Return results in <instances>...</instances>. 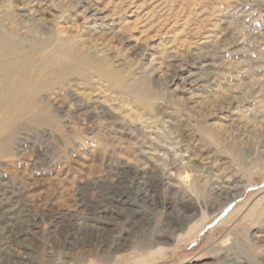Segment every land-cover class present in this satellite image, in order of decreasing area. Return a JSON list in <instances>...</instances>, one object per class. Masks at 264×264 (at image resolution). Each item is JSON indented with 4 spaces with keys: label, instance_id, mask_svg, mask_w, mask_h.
Returning <instances> with one entry per match:
<instances>
[{
    "label": "rangeland",
    "instance_id": "1",
    "mask_svg": "<svg viewBox=\"0 0 264 264\" xmlns=\"http://www.w3.org/2000/svg\"><path fill=\"white\" fill-rule=\"evenodd\" d=\"M0 20L1 258L264 264V0H0ZM45 42L55 63L28 54Z\"/></svg>",
    "mask_w": 264,
    "mask_h": 264
},
{
    "label": "bare ground",
    "instance_id": "2",
    "mask_svg": "<svg viewBox=\"0 0 264 264\" xmlns=\"http://www.w3.org/2000/svg\"><path fill=\"white\" fill-rule=\"evenodd\" d=\"M87 10V9H86ZM17 16H18V14H16ZM1 21V20H0ZM6 21V20H5ZM4 22V21H3ZM2 24H4V23H2ZM4 25H7V23L6 24H4ZM1 26V25H0ZM3 26V25H2ZM9 26V25H8ZM10 28V27H9ZM44 29V31L46 30V29H48V28H43ZM47 31V30H46ZM10 32V31H9ZM6 33H8V30L6 29V30H2V29H0V39H3V37H6V40H4V44L6 43V45H8V44H12V43H17L18 41H19V36L17 37V35H15V37L13 36V35H11V36H13L14 38H12V37H10L9 35H10V33H8V34H6ZM21 38V37H20ZM46 41V40H45ZM52 41V40H51ZM49 42V41H48ZM50 44L51 43H47V42H45V43H43V44H40V43H38V44H34V45H32V46H30L31 47V49H30V47L28 46V47H25V48H23V52L24 51H28V49H26V48H29L31 51L28 53V54H31V55H43V57H46L45 59H47V61L49 60V61H54L55 59H56V57L58 58V55H59V51L55 48L54 50H52L51 48L52 47H50ZM71 49V48H70ZM69 49V50H70ZM64 54V53H63ZM76 55V54H75ZM63 56V55H62ZM88 55L87 54H85V55H81V56H77V57H70V55L69 56H66V57H64L65 59H66V62L65 63H69V64H71V65H73V64H75V62H78L79 64L80 63H87L88 61H89V59H90V57H87ZM42 57V58H43ZM60 59V58H59ZM63 59V58H62ZM67 60H69V61H67ZM71 60V61H70ZM49 61H48V64H52V63H55V61L54 62H50L49 63ZM30 62V61H29ZM37 62H34V61H32V62H30L29 63V65H27L28 63H27V59H25V60H22V65H23V67H22V69H15V72L13 73L15 76H18L19 74L20 75H23V76H25L28 72H29V70H32V72L33 73H35L36 75H39L40 73H41V71H42V69H41V67H39L37 64H36ZM68 63H67V65H68ZM77 63V64H78ZM89 63H90V61H89ZM53 65H55V64H53ZM47 67V66H46ZM65 69V68H64ZM21 71V72H20ZM35 75V76H36ZM170 165H172L173 166V164L172 163H167V166H170ZM186 173L188 174V172L186 171ZM155 179H146L145 181H143L144 182V185L143 186H140V187H138L137 188V190H136V194H137V198H139V199H141V200H143V199H147L148 197H149V195L151 194L150 193V190L149 189H155L156 190V188L158 187V184L157 183H155V181H154ZM139 181V180H138ZM140 182V181H139ZM164 183V182H163ZM136 184H139V183H136ZM164 185H166L165 183H164ZM169 186V185H168ZM150 187V188H149ZM215 193L218 195H221V196H223L224 198H225V201H224V203H225V205H227V204H230L232 201H234L236 198H238V195L239 194H236V195H234V196H231V194H230V191L228 190V189H217V190H215ZM115 196H117V197H115ZM114 197L115 198H118V199H122L123 198V195L122 194H118V195H114ZM151 197V196H150ZM221 198V197H220ZM124 200V201H123ZM83 201V200H82ZM122 201L123 202H125V201H127V198L126 199H122ZM136 202V201H135ZM13 209V208H12ZM118 209H121V208H118ZM162 210V209H161ZM131 212L129 213V216L130 215H132V214H134L135 212H136V209L135 208H133V209H131L130 210ZM180 212L182 213V215H183V217H185V218H187V220H192V218H193V215L192 214H190V209H186V208H181L180 209ZM165 218V217H164ZM142 221V220H141ZM162 224V223H161ZM168 227H169V229L171 230L172 229V231H178V230H180L181 228H183V227H185V226H187L188 225V223H186L185 225H178L176 222H171L170 220L168 221ZM135 227V226H134ZM133 227V228H134ZM148 227V226H147ZM166 228V227H165ZM152 229V228H151ZM167 229V228H166ZM154 230V229H153ZM148 231V230H147ZM162 231V230H161ZM159 232V231H158ZM141 233V232H140ZM143 233V232H142ZM168 233V232H167ZM139 234V233H138ZM153 235H154V233H153ZM156 235V234H155ZM151 236V235H150ZM149 236V237H150ZM149 237H147V236H145V237H143L140 241H139V243H138V249L140 250V251H147V250H149L150 248H154L156 245H158V244H160L162 241L161 240H154L153 238H149ZM1 241H0V252H2V250L4 249V246L3 245H1ZM143 253H145V252H143ZM7 258V257H6ZM0 261H3L4 262V264H35V263H33V262H31L29 259H27L26 257H21V256H18V258H16V257H14V256H12V257H9V258H7V259H5V258H1V256H0ZM52 262V263H51ZM51 262H48V264H58L56 261H51Z\"/></svg>",
    "mask_w": 264,
    "mask_h": 264
}]
</instances>
